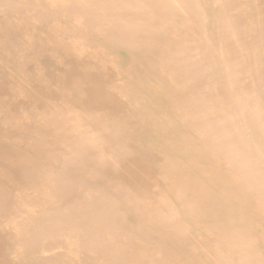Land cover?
I'll list each match as a JSON object with an SVG mask.
<instances>
[{
	"label": "bare ground",
	"instance_id": "6f19581e",
	"mask_svg": "<svg viewBox=\"0 0 264 264\" xmlns=\"http://www.w3.org/2000/svg\"><path fill=\"white\" fill-rule=\"evenodd\" d=\"M0 264H264V0H0Z\"/></svg>",
	"mask_w": 264,
	"mask_h": 264
}]
</instances>
